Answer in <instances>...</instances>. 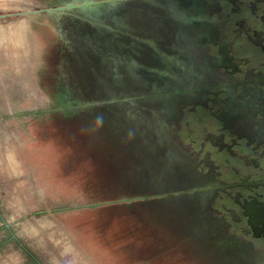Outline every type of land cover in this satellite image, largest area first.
<instances>
[{"label":"flooded vegetation","instance_id":"obj_1","mask_svg":"<svg viewBox=\"0 0 264 264\" xmlns=\"http://www.w3.org/2000/svg\"><path fill=\"white\" fill-rule=\"evenodd\" d=\"M68 2L84 7L46 17L57 112L106 121L134 164L126 194L194 188L141 202L176 207L202 255L264 264V0L30 4Z\"/></svg>","mask_w":264,"mask_h":264},{"label":"rangeland","instance_id":"obj_2","mask_svg":"<svg viewBox=\"0 0 264 264\" xmlns=\"http://www.w3.org/2000/svg\"><path fill=\"white\" fill-rule=\"evenodd\" d=\"M17 4L0 0V15L18 13ZM46 17H28L39 62L31 81L18 74L27 50L23 19L0 18V264H216L184 240L176 207L121 201L132 197L126 180L134 164L103 118L57 112L49 97L56 69L45 60L57 34ZM46 146L49 159L37 151ZM106 180L109 190L99 191ZM89 203L101 205L80 207Z\"/></svg>","mask_w":264,"mask_h":264},{"label":"water","instance_id":"obj_3","mask_svg":"<svg viewBox=\"0 0 264 264\" xmlns=\"http://www.w3.org/2000/svg\"><path fill=\"white\" fill-rule=\"evenodd\" d=\"M109 1V0H108ZM75 7H84V5L78 4V5H74L72 2H68L65 6L59 4V3H50L45 7H38V8H31V9H21L18 13H14V14H2L0 15V18H4V17H11L14 15H22V16H37L40 14H45V15H51V14H55L57 16V14H59L61 11L63 10H67V9H72ZM106 102L109 101H99V102H88L86 104L80 105L79 107H91L94 105H102ZM61 109H64L63 106H61ZM195 191L194 188H190V189H184V190H180V191H175V192H166V193H155V194H142V195H132V197H124L121 201L126 202L127 204H130L131 202H135V201H152V200H162L165 197H169V196H174L177 194H186V193H191ZM101 203H89V204H84L80 207H84V208H95L100 206Z\"/></svg>","mask_w":264,"mask_h":264},{"label":"bare ground","instance_id":"obj_4","mask_svg":"<svg viewBox=\"0 0 264 264\" xmlns=\"http://www.w3.org/2000/svg\"><path fill=\"white\" fill-rule=\"evenodd\" d=\"M15 1L18 2L17 8H21L22 10L23 9H25V10L26 9H31V7H32L31 4H28V3L26 4L24 0H15ZM2 6H3V8H1V9L8 8V6H4V5H2ZM11 8H13V7H11ZM11 18H22L23 19V25L22 26L24 27V31H23L24 35L27 37V44H26V49L27 50H24V55H23V57H21L22 67H21L20 71L18 72V74L23 80L31 81V79H30L31 70H34L38 66L39 62H37V54H36L35 42H34V39H33L32 35L30 34L29 28H28V20L29 19H28L27 16H22V15L11 16ZM26 53H27V55H26ZM25 63H27V66H28V70H27L26 74H24V65H25ZM21 140L22 139L20 138L19 141H21ZM27 151H28V148H27ZM33 151H36V150H33ZM37 151H45L46 154L49 153L48 146H46V148H43V149H40V150H37ZM46 154H45L44 157H46ZM10 156H11V154H10ZM43 158L41 160H42V162H45L46 159H43ZM47 158L49 159V154H48ZM41 160L39 161V163H36V164H37V166L39 164V166L44 167L46 164H41ZM13 161H14V159H13ZM49 168L51 169V172H52L51 174H53L55 172L53 168H55V167L53 165H49ZM52 176H54V175H52ZM52 215H53V213H50V216H52ZM32 217H35V216H32ZM32 217H29V218H32ZM35 218H38V217H35ZM45 222H46V224L49 225L51 223V220L49 218H47L45 220ZM70 236H73V235L71 234ZM68 240H70V239H68ZM77 252H78V250H77ZM79 255H80V253H79ZM70 258H71V256H70ZM72 258H74V257H72ZM72 261H73V259H72ZM68 264H70V263H68Z\"/></svg>","mask_w":264,"mask_h":264}]
</instances>
